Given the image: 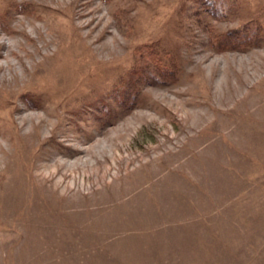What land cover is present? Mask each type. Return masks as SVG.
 I'll return each instance as SVG.
<instances>
[{
    "label": "rangeland",
    "instance_id": "obj_1",
    "mask_svg": "<svg viewBox=\"0 0 264 264\" xmlns=\"http://www.w3.org/2000/svg\"><path fill=\"white\" fill-rule=\"evenodd\" d=\"M0 264H264V0H0Z\"/></svg>",
    "mask_w": 264,
    "mask_h": 264
},
{
    "label": "bare ground",
    "instance_id": "obj_2",
    "mask_svg": "<svg viewBox=\"0 0 264 264\" xmlns=\"http://www.w3.org/2000/svg\"><path fill=\"white\" fill-rule=\"evenodd\" d=\"M51 85V84H50ZM53 88V87H52ZM58 89V88H57ZM59 90V89H58Z\"/></svg>",
    "mask_w": 264,
    "mask_h": 264
}]
</instances>
